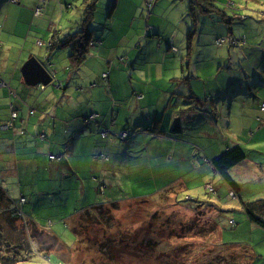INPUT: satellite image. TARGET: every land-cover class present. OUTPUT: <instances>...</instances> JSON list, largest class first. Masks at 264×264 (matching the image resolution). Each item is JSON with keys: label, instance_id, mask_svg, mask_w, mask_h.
<instances>
[{"label": "crops", "instance_id": "crops-1", "mask_svg": "<svg viewBox=\"0 0 264 264\" xmlns=\"http://www.w3.org/2000/svg\"><path fill=\"white\" fill-rule=\"evenodd\" d=\"M77 1L82 0H47L53 2V8H43L42 14L36 16L38 0H0V78L5 83L0 88V125L10 120L12 112L17 113L14 127L0 130V189L6 206L19 210L23 199V217L46 230L48 226L60 225L46 221L49 216L35 218L37 200L47 199L35 194H47L50 199L69 186L76 191L74 199L79 208L67 218L72 221L98 203L96 194L100 188L106 191V185L114 184L122 188L124 180L136 184L137 192L118 196L111 187L105 193L106 204L143 200L171 187L180 188L175 197L178 199L205 180V186L213 185L214 195L226 189L230 197L232 191L213 170L212 163L236 146L245 151L252 148L255 154L233 167L230 175L247 166L243 172L256 171L264 176V112L260 111L264 106V23L256 20L261 18H257L255 8L243 7V0H233L236 14L230 13V31L237 37L244 36L246 44L227 50L243 56L246 70H240L243 79L238 75L222 79V91H218L213 79H202L198 73L216 64L215 74L220 75L231 68L235 54L231 57L227 50L218 49L216 39L225 32L222 23L209 14L197 18L198 24L186 15L179 26L183 31L180 35L178 30H166L168 22L156 19L155 23L147 22L152 30L142 25L129 35L114 30L113 17L109 23L111 12L106 22L96 19L95 31L90 28L91 40L96 44L89 47L82 64L72 67V47H60V42L67 40L76 28L58 19L65 17ZM261 1L260 5H264ZM79 15L82 16L81 11ZM190 30H195L193 38L197 40L188 65L186 57L183 60L181 56L186 54L185 35ZM37 40L52 42L54 46L48 52L38 46L36 50ZM136 41L140 46L132 49ZM171 46L180 51L173 53ZM120 52L116 60H128L125 68L115 66L113 56ZM23 53L26 61L32 57L43 65L49 61L50 72L54 80L62 82V88L26 86L21 75L26 62L21 61ZM119 69L127 71L120 76L114 71ZM136 73L154 78L139 79ZM106 74L108 79H102ZM131 81L134 84L129 88ZM121 82H127V91L114 96L113 88ZM244 84L254 92L244 94ZM143 85L146 87L141 88ZM238 86L240 92L235 91ZM200 87L206 92L200 93ZM32 110L34 114L30 115ZM124 132L127 138L122 141L117 136ZM102 133L108 138H102ZM50 155L61 158L51 161ZM34 184L47 191L27 190ZM152 184L156 191L151 193ZM241 197L239 190L237 199L244 201ZM259 197L244 202L264 199ZM246 198L244 194L243 199ZM51 232L60 235L57 230Z\"/></svg>", "mask_w": 264, "mask_h": 264}, {"label": "rangeland", "instance_id": "rangeland-1", "mask_svg": "<svg viewBox=\"0 0 264 264\" xmlns=\"http://www.w3.org/2000/svg\"><path fill=\"white\" fill-rule=\"evenodd\" d=\"M83 1L73 3L74 7L68 8V13L64 14L65 17L62 19H58V22L68 23L74 29L76 28L77 31L78 24L82 18L79 12L81 11L80 7ZM157 1L108 0L107 3H102V0L98 3L94 14V21L92 20L89 27L95 31L93 26H96V19L101 18L103 22H106L108 21V15L113 12L109 18V23L113 17L116 26L114 30L118 31V33H128L131 35L138 31V27H142V25L143 28L152 30L147 22L152 24L155 23L156 19L162 23L168 22L170 26H166V30L169 32L178 30L177 32L180 35L183 31L181 32L179 26L183 20L187 19L186 15L189 16V19L193 20L188 21L198 24L197 18L210 13L200 11L198 6L194 4H190L193 10L191 12L189 10L187 11L185 7L190 3L188 0H160V3L154 9ZM226 1L228 5L224 7V10L233 22L231 15L236 14V10L234 9L236 4L232 3L231 0ZM114 3L115 8L112 9ZM240 3L243 7L255 8V11L259 13L256 14L258 16L257 18H261L255 19L264 23V12H262L264 5H260L262 3L261 0H243ZM44 8L46 10H49V8L52 9L53 2L47 3ZM250 11L246 10L244 12L250 13ZM37 12L34 11V15L38 16L42 14V11L38 14ZM141 17L143 18L141 19ZM141 20L142 22H140ZM220 25L223 27L225 34L216 39L218 49L227 50V47H241L246 44L244 36L237 37L232 35L230 28L233 23L227 22V24ZM132 26L135 29H132ZM183 30L185 31V29ZM194 33L195 30H190V32L186 33V54L185 56H181L183 60L186 57L188 65L191 64L188 57L193 52L197 40V37L195 39L193 38ZM54 39L55 37L53 36L51 41ZM38 41H36V47L45 49L47 52L51 49V46H54V43L47 42L46 40L43 41L45 43L41 42L42 44L39 45ZM63 42L61 40V45ZM90 43L89 47H91ZM138 44L140 46V43L136 41L132 49L136 48ZM38 47L36 50H39ZM171 51L177 53L180 50L171 46ZM227 51L231 57L235 54L232 57L235 59L231 61V68H227L226 71H222L217 76L215 74V64L213 68L207 69L203 73H198V76L202 79H213V86L216 85L217 88L219 87L217 89L218 91H222V88H220L223 82L222 79H231L237 75L239 79H243V74L240 72V70L245 69L242 66L245 63L242 59L243 56L232 50ZM37 55L38 53H35V56ZM25 56L26 54L23 53L22 58ZM118 56H121V52L113 56L114 62H116L115 66L127 67L129 64L128 60L119 59L118 63L116 60ZM26 60L24 58L21 59L22 62ZM44 66L49 74L53 76L50 72V69H52L50 62L44 61ZM124 70L119 69L114 71L121 76ZM142 71L146 72L148 70ZM248 72L251 73V71ZM170 73L171 71L167 74ZM192 74L193 72L190 77ZM136 76L139 79L152 78L148 76L146 78L139 77L137 73ZM106 79H108L107 74ZM215 79H219L218 82ZM60 83L62 85V82ZM195 83L198 84L199 80L195 81ZM133 84L134 82L131 81L128 87L131 88ZM127 85V82H121V84L119 83L114 86L112 91L114 93L113 95H122L125 93L127 91L125 88ZM155 86L153 85L152 87ZM247 86V84H244V90L246 91L244 94L254 92L250 86L249 88L251 90H247ZM145 87L146 85L141 86V88ZM40 88L43 87L40 86ZM61 88L58 87L56 89ZM239 88L238 86L235 91L240 92L241 89L239 90ZM199 92L204 93L206 90L200 87ZM246 154L249 159L252 158L255 151L252 148L246 149ZM246 167L243 166L242 168ZM242 168L231 173V177L240 186V193H242L241 199L244 201L256 200L260 198L259 196H264V176L260 177L256 171H250L251 173L243 172ZM162 182L164 183V181ZM158 183L160 185L161 181H158ZM205 183L206 180L199 182L200 186L193 190H187L178 199L175 197L178 195L180 188L171 187L152 197H147L143 200L119 202L115 203V206L106 204L108 200L106 194L109 193L111 187L112 192H116L118 196L120 194H123V196L130 195L132 192H137L139 188L132 181L127 180H124L122 188L116 184L113 186L110 185V187L106 185V191L100 190L98 191L99 194H96L98 203L95 206H102L93 208V210L91 209V215L96 219L97 224H92L94 222L91 221H83L81 227L78 220L83 219V217L78 216L75 219L76 221H72L71 219L67 220V218H70L76 213L75 210L79 209L74 199L76 196L74 188H70L69 186L67 190L64 187L59 195L53 196L50 199L49 195L46 194L44 196L38 194V192L35 196H41L47 199L37 200L38 210L35 211V218L39 217L40 219H44L49 216L50 220L46 221L58 223L60 226L57 228L48 226L46 230L44 229L46 232L38 229L37 224H34L33 221L27 222L23 217L20 211L23 203H20L19 210H15L17 216L20 218V227L24 226L26 228V235L31 238V244L36 249V253L33 255L30 253L29 258L24 260L22 264H251L252 261V264H264V229L254 225L247 219L241 209L239 198L232 199L229 197L226 189L220 190L216 195L209 194L204 189ZM38 186L34 184L33 187H29L27 190L47 191L46 187L42 188ZM149 190L151 193L156 191L154 184H152ZM244 194L247 197L246 199H243ZM188 199L191 203H188ZM193 200H196L198 203H195ZM230 220L234 221V226L229 224ZM74 228L80 231L78 241H76L72 233V231L74 232ZM53 230L59 231L60 235L58 236L60 237L58 239L60 242L49 252H41L44 251L41 250L44 246L42 243L45 241H47L45 244L50 243L49 236L46 234L50 235ZM19 245L24 246L25 243L21 242ZM100 245H102V249H105L102 252L99 251ZM251 248L254 252V258L250 254ZM244 251H246V255ZM179 252L181 253L179 254Z\"/></svg>", "mask_w": 264, "mask_h": 264}, {"label": "trees", "instance_id": "trees-1", "mask_svg": "<svg viewBox=\"0 0 264 264\" xmlns=\"http://www.w3.org/2000/svg\"><path fill=\"white\" fill-rule=\"evenodd\" d=\"M100 1L101 0H84L82 2V5L80 7L82 11V18L80 20V23L78 24L77 31H75L73 35L68 37L67 40H65L61 45L63 47H70V46L72 47L71 48L72 52L71 55L69 56V61L72 67H77L80 64H82L89 53V43L92 41L91 40L92 31H90L89 26L91 25L92 20L94 19V14L96 8L98 7V3ZM188 2L190 3L188 4V6L185 7V9L187 11L189 10V12L193 10L190 4H194L198 6L200 11L210 12L208 13L209 14L208 16H211V18L214 19L217 23H222V24H227V22L232 23V19H230L231 17L224 10V7L228 5L226 0H188ZM231 2L234 3L233 0H231ZM38 4L39 3H37V5ZM46 4H47V0H44V4L41 6V11L46 6ZM114 5L115 3L113 4V7ZM57 158L58 160L56 161H59L61 157H57ZM247 158L248 157L246 151L243 150L241 147L236 146L230 150H227L225 153H223L217 159H215L212 163L213 170L221 178V180L230 188V190L235 194L236 198L240 190V187L231 177L230 170L233 167L244 162ZM100 190L102 189L100 188L99 191ZM194 202L198 203L196 200H194ZM5 203H6V198L4 192L0 189V264H22L24 260L29 258L31 254L33 255L34 253H36V249L33 248L31 244L32 241L31 238L26 235V228L24 226L20 227V222H19L20 218L17 216L16 211L10 209V206L9 205L6 206ZM115 203L117 202H113L109 204L115 206ZM179 203L181 202L179 201ZM188 203H191L189 199H188ZM240 205L247 219L254 225L264 229V199L253 202H244L240 200ZM100 206L102 205L93 206L82 212L80 216L83 217V219H80L81 218L80 217L79 218L80 220H78L80 227L82 226L83 221L85 222L91 221L94 222L92 224H97L96 219L91 215V209L93 210V208ZM79 232L80 231H78V229L75 228H74V232L72 231V233L76 238V241H78V237H79L78 234H80ZM46 235L49 236L50 243L45 244L47 243V241L42 243L44 244V246L41 248V250L44 251L41 252H49L52 248L56 246V244H58V242H60L58 239L59 238L58 234L52 233L50 235L49 234ZM21 242H24L25 245L24 246L19 245V243ZM60 245L62 244L60 243ZM99 248H100L99 249L100 252L105 250L102 249V245H100ZM180 253L181 252H179V254ZM244 254L246 255V251H244ZM251 256L254 258L253 255Z\"/></svg>", "mask_w": 264, "mask_h": 264}, {"label": "water", "instance_id": "water-1", "mask_svg": "<svg viewBox=\"0 0 264 264\" xmlns=\"http://www.w3.org/2000/svg\"><path fill=\"white\" fill-rule=\"evenodd\" d=\"M21 75L24 83L28 87H62L61 83L54 80L53 76L49 74L45 66L35 57L30 58L24 63L21 68Z\"/></svg>", "mask_w": 264, "mask_h": 264}, {"label": "built area", "instance_id": "built-area-1", "mask_svg": "<svg viewBox=\"0 0 264 264\" xmlns=\"http://www.w3.org/2000/svg\"><path fill=\"white\" fill-rule=\"evenodd\" d=\"M38 5L36 6V8H35V12L36 11H38L37 12V14L38 13H40L41 12V6L44 4V0H39L38 1ZM42 41H38V44L39 45H41L42 43H41ZM96 43H91L90 44V46L91 47H93L94 45H95ZM102 79H104V80H106V75H103L102 76ZM5 86V84H4V82L2 81V79L0 78V88L1 87H4ZM260 111L261 112H264V106H262L261 108H260ZM34 114V112L33 111H30V115H33ZM17 119V113L16 112H12L11 113V115H10V120L8 121V122H5V123H3V124H1L0 125V130H2V131H6V130H10V129H12L13 127H14V121ZM91 119L93 120L94 119V116H92L91 117ZM101 136H102V138H104V139H106V138H108V136L105 134V133H102L101 134ZM126 133H122V134H119L117 137L120 139V140H124L125 138H126ZM49 159L51 160V161H54V160H58V158L57 157H54V156H50L49 157ZM101 159L102 160H104L105 158H102L101 157ZM102 190H103V188H101ZM205 189L208 191V193L209 194H212V195H214L215 194V190H214V187H213V185L210 183V184H208V185H206L205 186ZM230 197L231 198H233V199H235L236 197H235V194L233 193V192H231L230 193ZM23 199L21 200V203H23ZM229 224L230 225H234L235 223H234V221H229Z\"/></svg>", "mask_w": 264, "mask_h": 264}, {"label": "clouds", "instance_id": "clouds-1", "mask_svg": "<svg viewBox=\"0 0 264 264\" xmlns=\"http://www.w3.org/2000/svg\"><path fill=\"white\" fill-rule=\"evenodd\" d=\"M91 43H93V41H91ZM91 43H90V44H91ZM4 84H5V83H4ZM39 87H40V86H39ZM42 89H44V88H42ZM124 133H125V132H124ZM126 138H127V136H126ZM126 138H125V139H126ZM125 139H124V140H125ZM124 140H122V141H124Z\"/></svg>", "mask_w": 264, "mask_h": 264}]
</instances>
